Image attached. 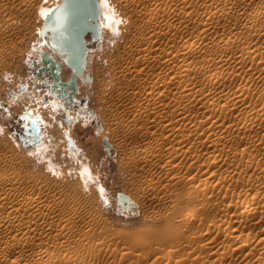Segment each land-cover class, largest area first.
Segmentation results:
<instances>
[{"label":"rangeland","instance_id":"374dc122","mask_svg":"<svg viewBox=\"0 0 264 264\" xmlns=\"http://www.w3.org/2000/svg\"><path fill=\"white\" fill-rule=\"evenodd\" d=\"M107 1L99 0L102 40L92 44L87 59L92 80L79 79L76 93L87 102L76 111L61 98L42 105L38 93H26L34 78L31 60L43 49L45 12L60 0H0V174L9 173L51 205L49 222L70 224L58 241L36 236L26 248L6 252L0 264H264V145L257 144L264 121L246 129L237 122L248 109L264 113V3ZM248 48L256 53L247 54ZM143 55L151 61L139 62ZM181 65L194 71L192 85L220 67L218 88L206 84L203 94L244 88L246 104L222 97L209 110L194 97L191 114L205 125L189 138L183 120L160 123L162 116H175L178 106L168 99L180 94L175 78L164 86L169 78L162 71ZM69 74L64 67L63 76ZM24 112L40 125L39 142L24 132ZM119 191L135 205L122 206ZM246 204L251 209L244 214ZM229 232L234 239H227ZM244 239L249 248L237 250L235 242ZM6 247L0 242V252ZM46 247L42 259L32 260Z\"/></svg>","mask_w":264,"mask_h":264},{"label":"bare ground","instance_id":"6f19581e","mask_svg":"<svg viewBox=\"0 0 264 264\" xmlns=\"http://www.w3.org/2000/svg\"><path fill=\"white\" fill-rule=\"evenodd\" d=\"M137 1V0H135ZM192 0H185V3L187 4ZM259 1V0H258ZM260 3H264V0H260ZM107 4L109 3L106 0ZM139 2V1H137ZM56 6V5H55ZM109 6V5H108ZM238 7V6H237ZM54 8V7H52ZM45 12V16L47 15L50 10ZM102 8V6H101ZM181 10L185 9V5L181 7ZM245 7H238L237 9L244 10ZM202 7L200 8V10ZM216 9H218L216 7ZM215 9V10H216ZM236 9V10H237ZM214 10V9H213ZM240 10V11H241ZM262 10V5L260 4L258 7V11ZM103 11V8H102ZM110 12V11H107ZM111 13V12H110ZM158 11L156 7L151 8L150 15L152 18H154L157 15ZM257 15V13L255 14ZM118 18V17H117ZM190 18V17H189ZM101 21V20H100ZM150 25L152 24V21H150ZM165 28V27H164ZM103 31V26H102ZM113 36V35H112ZM194 46L189 47V50H192ZM245 52L247 54H255L256 52L251 49H245ZM167 58L170 63L174 61V55H172V52H169L167 54ZM152 58L143 55L141 60L139 62H149ZM64 67L71 73V70L66 67L64 64H62L61 74L63 76V69ZM178 71H175V69H171L170 67L164 69L162 71V76H166L169 78L168 81H163L165 87H170L173 84V79L175 78V81L177 80L179 88H180V94L177 96H170L168 99V104L172 107L177 105V110L175 113V116L172 115H166L162 116L159 119V122L169 126L170 122L173 120V118H176L178 120H183L188 124V130L190 131L187 133L188 138L191 136V133H197L202 129V127L205 125V122L202 120H199L196 115L191 114L193 110V106H197V104L192 101L194 97L205 100V105L209 108V110H212L215 106L218 105V102L223 97L225 100H232L237 101L242 104H246L243 96V89L241 88V91L233 92V93H221L219 96H212L209 94H203L202 87L205 88V85H208V88L211 89L212 87L218 88V86L215 85L214 78L218 79V76L222 73V69L220 67L214 68V71L212 72V75L207 78L201 80L198 85H192L188 78L191 74L194 73V71L189 67L186 66ZM80 78H77V82ZM84 84H86L82 79H80ZM173 81V82H172ZM209 83V84H208ZM79 84L78 82V90H79ZM211 84V85H210ZM153 85L150 86L149 94L153 93ZM26 89V87H25ZM163 96H166V94H161L160 97L163 99ZM49 99V98H48ZM47 102V101H46ZM50 102H52V98H50ZM51 104V103H50ZM154 106L159 108L158 101H154ZM28 110L30 109V106L27 107ZM142 110H147V106H142ZM204 106L202 104L199 106L200 111L202 112ZM42 112H38V117H42ZM219 119H214V123H217ZM264 121V113L262 112H256V111H250L249 109L246 111V113L242 116H240L237 119V122L241 124L240 129H246L253 127L257 122ZM193 126L195 127L196 132H194ZM212 127H213V119H212ZM214 128V127H213ZM218 132V131H217ZM174 134L173 131L170 132V135ZM226 131H222L220 135H226ZM258 145L262 146L264 145V137L261 138L258 143ZM101 194L104 195V188L103 186H99ZM126 194V193H125ZM128 195V194H127ZM130 198L131 196L128 195ZM104 197V196H103ZM132 199V198H131ZM133 200V199H132ZM134 201V200H133ZM135 205V201H134ZM133 205V206H134ZM0 209L2 211H5V215H0V242L6 241L7 247L4 252H0V259L6 254V252L15 249L17 250L18 247L23 246L22 249L26 248V245L29 243H32L34 238L37 236V239H43L46 237L47 239L59 240V236L66 234L69 230L70 224L69 223H51L48 221V215L53 212L54 208L49 204H43L41 201L35 196V193L30 189H25L20 187L14 180L13 176L9 173H2L0 174ZM249 205L243 206V212L244 214H247L250 211ZM199 208L194 207L191 212L195 214L198 212ZM28 214V215H27ZM28 228V231H22V229ZM227 239L232 240L235 238V235L232 232H229L226 235ZM50 243V242H48ZM250 246V240L244 239L239 240L235 242V248L239 251H246ZM48 250V247H46L43 251L39 252L38 254L35 253L32 255V260H39L42 259L44 256V253ZM166 255L171 254V250L167 249L165 251ZM199 257V255H197Z\"/></svg>","mask_w":264,"mask_h":264},{"label":"water","instance_id":"95a60500","mask_svg":"<svg viewBox=\"0 0 264 264\" xmlns=\"http://www.w3.org/2000/svg\"><path fill=\"white\" fill-rule=\"evenodd\" d=\"M102 18L99 0H60L44 17L40 28L43 49H39L37 58L32 59L30 65L34 79L45 91V101L53 95L64 100L68 108L73 103L71 108L76 111L86 105L87 96L79 100L76 97L77 78L85 83L92 80V75L86 71L87 59L93 50L92 44L102 40ZM62 64L71 70L67 80L62 79ZM20 88L24 90L25 86L20 85ZM20 117L27 120L24 132L31 135V140L39 142L41 133L36 117L30 112H24ZM103 142L110 150L106 138ZM117 199L125 208L134 205V201L122 191L117 193Z\"/></svg>","mask_w":264,"mask_h":264},{"label":"crops","instance_id":"0c3cea01","mask_svg":"<svg viewBox=\"0 0 264 264\" xmlns=\"http://www.w3.org/2000/svg\"><path fill=\"white\" fill-rule=\"evenodd\" d=\"M69 78V76H64V77H62V79L63 80H67ZM79 82V81H78ZM80 83V82H79ZM36 84V85H35ZM27 85V84H26ZM27 88H28V90H26L27 92L26 93H28V96H29V98H31V97H33V96H35L36 95V93H38L39 94V96L38 97H36V101L37 100H39V101H41V103H42V105H44V103H46V101H45V99H44V95H45V91L44 90H42L41 88H40V82H37V80H35L34 78H33V82H31L30 84H28V86H27ZM39 88V90L40 91H38L37 89ZM79 89H81V85L79 84ZM79 91V90H78ZM53 95H50L49 96V99L50 98H53L52 97ZM78 97H79V95H78ZM49 99H48V101H49ZM53 99H55V100H57L58 98H53ZM43 100V101H42ZM58 102H59V100H57ZM37 102H34V104H36ZM41 105V108H43V106ZM31 106V105H30ZM35 106V105H34ZM49 104L47 105V106H45L43 109H48L49 107ZM50 109V108H49Z\"/></svg>","mask_w":264,"mask_h":264}]
</instances>
